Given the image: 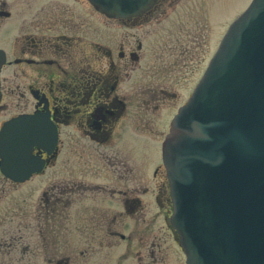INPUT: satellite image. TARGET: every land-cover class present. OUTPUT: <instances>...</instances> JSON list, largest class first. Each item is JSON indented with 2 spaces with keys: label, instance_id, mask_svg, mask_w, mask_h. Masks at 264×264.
Here are the masks:
<instances>
[{
  "label": "flooded vegetation",
  "instance_id": "af4514ba",
  "mask_svg": "<svg viewBox=\"0 0 264 264\" xmlns=\"http://www.w3.org/2000/svg\"><path fill=\"white\" fill-rule=\"evenodd\" d=\"M221 1L203 0L209 17H215L214 9ZM181 2L158 0L148 13L131 20L111 19L89 0L24 2L21 26L8 27L14 30L8 48L0 47L6 54L1 70L0 134L8 121L37 116L33 120L37 124L27 122L17 131L37 134L39 143L31 155L40 163V171L17 182L0 167V264H45L47 252L53 253L50 264H73L77 251L84 259L89 253L116 249L118 240L137 241L140 264L142 252L149 264H159L154 230L159 220L166 223L183 254L171 224V188L161 144L151 188L136 176L127 179L131 169L125 146L119 148L117 143L123 145L126 131L134 138L149 137L142 131V109L159 108L160 94L165 91L152 80L147 85L135 80L125 87L130 71L141 60L143 43L140 39L133 42L120 31L160 23ZM0 6L5 10L6 1ZM7 12L5 18L11 19L12 13ZM94 12L104 18L96 30ZM111 22L120 25L115 28ZM159 173H164L162 184L157 182ZM38 178L43 190L36 202L3 197ZM140 225L145 228L139 229ZM119 252L112 264H121L125 254ZM144 264H148L146 259Z\"/></svg>",
  "mask_w": 264,
  "mask_h": 264
},
{
  "label": "water",
  "instance_id": "95a60500",
  "mask_svg": "<svg viewBox=\"0 0 264 264\" xmlns=\"http://www.w3.org/2000/svg\"><path fill=\"white\" fill-rule=\"evenodd\" d=\"M90 1L109 17L127 19L157 2ZM5 60L0 50V72ZM33 120L19 117L0 136V166L14 181L40 171L31 155L37 134L17 131ZM163 153L172 224L187 264H264V0H254L228 30L173 120Z\"/></svg>",
  "mask_w": 264,
  "mask_h": 264
},
{
  "label": "rangeland",
  "instance_id": "374dc122",
  "mask_svg": "<svg viewBox=\"0 0 264 264\" xmlns=\"http://www.w3.org/2000/svg\"><path fill=\"white\" fill-rule=\"evenodd\" d=\"M3 1L7 3L5 10L12 13L11 19L0 17V47L7 49L10 37L15 30L14 27L16 24L21 26L24 19L23 5L26 0ZM251 1L223 0L214 9L215 17L211 18L206 13V6L203 7V0H183L176 11L165 17L160 23L146 24L142 22L144 25L141 28L128 27L119 30L126 37L129 36L133 42L140 39L143 43L140 54L141 60L136 64V69L130 71V77L127 78L125 87L131 86L135 80H139L143 85H147L152 80V83L157 81L165 90L160 94L163 102L159 104V108H152L148 111L143 108L141 113L142 131L154 141L148 139L149 137L134 138L129 131H126L128 138L123 140V145H121L122 142H117L119 148L125 146L124 154L127 168L131 169L130 173L126 172L127 179L136 176L142 180L144 185L154 188L155 181L151 177L152 170L156 164L160 163L159 145L168 132L170 120L177 109L186 103L209 59L212 58L214 52L216 53L230 26L228 22L237 14L244 12ZM103 20L102 16L94 12L95 30ZM152 20L154 21L155 18ZM13 24L14 30L9 29L8 31V27ZM110 25L116 28L120 24L111 22ZM100 35L101 33H99ZM153 72L161 77L151 76ZM3 76H7L5 72ZM7 117L9 115L5 118ZM148 162L151 167L148 166ZM145 169L149 171L148 174L144 173ZM137 178L134 179L137 180ZM164 179V173H159L157 182L162 184L161 180ZM40 180L38 178L24 186L14 188L3 197L14 201L27 198L29 202H36L43 190V184ZM166 209L165 206L162 212L165 213ZM159 210L157 209V212ZM140 228L145 227L140 225ZM154 230L158 236L156 255L159 258V264H184V256L176 242L173 241L166 223L163 220L155 222ZM128 232L126 231L127 234ZM132 240H135V237ZM118 241L116 249L114 248L109 252L89 253L84 259L80 257V253L77 251L75 253L77 258L74 259L73 264H81V261H86L82 264H112L114 255L122 248L123 251L119 253L125 255L121 258V264H140L138 255L140 248L137 241L136 243ZM140 254L143 256V264L145 259L149 264V259L145 257L146 252ZM51 256L53 253L47 252L45 264H50L48 258Z\"/></svg>",
  "mask_w": 264,
  "mask_h": 264
}]
</instances>
